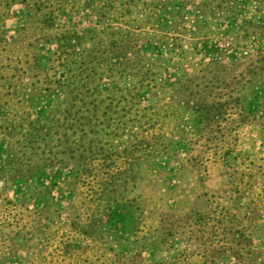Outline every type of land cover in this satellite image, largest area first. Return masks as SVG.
<instances>
[{
	"label": "rangeland",
	"instance_id": "obj_1",
	"mask_svg": "<svg viewBox=\"0 0 264 264\" xmlns=\"http://www.w3.org/2000/svg\"><path fill=\"white\" fill-rule=\"evenodd\" d=\"M11 1L0 0V264H234L206 259L210 239L183 214L233 207L238 186L264 178L253 74L264 0H212L200 17L195 5L210 0H176L172 16L157 8L168 0H102L134 4L104 23L77 0H48L70 2L44 8L49 27L40 15L29 26L32 0ZM218 98L227 110L208 125L183 107ZM163 224L185 240L157 248Z\"/></svg>",
	"mask_w": 264,
	"mask_h": 264
},
{
	"label": "trees",
	"instance_id": "obj_2",
	"mask_svg": "<svg viewBox=\"0 0 264 264\" xmlns=\"http://www.w3.org/2000/svg\"><path fill=\"white\" fill-rule=\"evenodd\" d=\"M28 1L29 0H12L10 4H7L5 6L10 10L13 4L17 2L27 3ZM175 2L176 0H168L166 1V3L157 4V8H164L167 11H165L163 14L172 16L170 11ZM68 3L70 2L32 0L27 5L29 7V26L30 21H34L36 15H40V24L48 27L51 26L54 21L53 12L41 14L44 8L58 4L60 8L66 9ZM211 3L212 0L204 1V3L202 2L195 5L198 17L208 14L207 10H210L209 8L212 6ZM78 5H81L83 7H90L95 13H97L98 21L101 23H104L106 19L110 18L109 15L114 16L117 9L121 10L120 14L122 16H127V14L132 12V8L134 7V4L118 3V6H116L102 0L72 1V8ZM125 8L130 9V11H128L127 9L125 12ZM124 25L132 26V23L127 22ZM133 25L139 26L140 23L137 22ZM118 29L121 30L120 27ZM127 33L133 38L136 34H132L130 30H128ZM113 44L114 45L112 46V48L121 47L126 52L130 50L127 41L118 40L114 41ZM86 51H88V47ZM255 55L256 54H254L253 56L255 57ZM260 64H262V66H260L259 69L253 67V74L257 75L255 76L257 78L256 80L260 81L257 85L258 87L264 84V56L263 59L259 58L257 60V65L255 66H258ZM260 75L263 76L262 81L258 78ZM237 99L238 98L232 97V101L230 100L229 102H235V100ZM190 102H192V100H190ZM227 105V99L218 98L213 99L212 101L204 100L200 103L197 102L196 104H194V106L185 105L183 107L187 109H185V111H195L191 112L194 115V123L202 125L204 122H206L208 125L210 121L214 120L217 117L223 116L224 112L227 110ZM182 143L185 145V147H187V153L194 151V146L192 147L191 140H189V137L187 135L185 136V139ZM231 159L232 155L229 154V152L224 155V164L226 165L225 170L227 172L234 170L232 167H238L234 165L235 163L231 162ZM175 170L177 169L175 168ZM225 174L227 173L225 172ZM227 176H231L230 173L227 174ZM237 188L238 194L233 199V207H227L225 205L223 209L216 212L207 213L203 211H197L194 215H190L185 212L183 214V217H187L188 223L191 222V220H194L197 223L195 225L200 228L199 231L201 232V235L198 237L199 239L205 240L204 242H207L208 239H210L212 244L206 249V251L208 252L206 253V259L213 257L214 255L220 257L229 256L235 260L234 264H264V259H260V255L262 254L261 250L264 249V178L257 177L255 181L250 182L249 187H247V184H243L240 185V187L238 186ZM249 196L250 201L245 205V202L247 201ZM181 204L182 207H179V210L183 209L184 207V202H181ZM244 207H246V210L242 209ZM126 208L127 206L125 207V210ZM116 217H118V214L114 212L113 218ZM183 217L180 219L181 224H186L187 222L183 219ZM169 220L170 221L167 222V220L161 219V222L173 223V225L175 224L174 220ZM227 222H231V224H227ZM211 223L214 225L213 231H211ZM233 223L235 227L232 225ZM181 224L178 223V225ZM165 225L166 224H163L161 228L158 229L159 231L163 230L164 234L159 235L157 233H154L156 244L155 246L159 249H164V247H166L168 243H170L172 247H175L178 244L180 245L181 240H185L183 238H178L176 235V231H178L179 227L181 226L166 227ZM194 232L195 231H191L192 234H194ZM214 234L216 235L214 236ZM216 241L219 242L220 247L214 245ZM185 253L186 251L180 252L178 249H176V256L172 257L171 260H174L176 263H178L180 257ZM168 258L170 259V256H168ZM166 261L167 259L158 262V264H167Z\"/></svg>",
	"mask_w": 264,
	"mask_h": 264
}]
</instances>
